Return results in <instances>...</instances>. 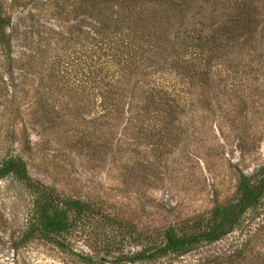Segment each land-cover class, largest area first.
I'll use <instances>...</instances> for the list:
<instances>
[{"label": "trees", "instance_id": "obj_1", "mask_svg": "<svg viewBox=\"0 0 264 264\" xmlns=\"http://www.w3.org/2000/svg\"><path fill=\"white\" fill-rule=\"evenodd\" d=\"M72 10L88 21L85 32H73L84 37L81 56L66 62L55 55L50 63L31 56L27 67L13 55L18 28L0 0V82L4 86L3 75L13 87L17 77L28 75L42 82L40 98L24 106L16 96L33 86L0 92L2 110L12 111L10 125L22 122L25 147L27 115L47 111L43 94H55L57 100L79 98L80 107L95 110L104 129L96 141L105 157L133 158L135 144L147 155L176 150L194 136L189 128L194 113L212 116L225 137L234 133L244 155L237 133L247 119L255 120L256 110L264 115V0H73ZM173 129L179 133L173 135ZM154 139L159 149L151 145ZM9 150L0 161V182L11 179L29 202L23 241L39 239L72 252L78 235L87 248L74 254L82 264H237L264 233V162L250 173L237 168L232 195L214 196L201 214L144 226L42 184ZM229 237L233 250L209 251Z\"/></svg>", "mask_w": 264, "mask_h": 264}, {"label": "rangeland", "instance_id": "obj_2", "mask_svg": "<svg viewBox=\"0 0 264 264\" xmlns=\"http://www.w3.org/2000/svg\"><path fill=\"white\" fill-rule=\"evenodd\" d=\"M3 2L18 28L19 41H15L13 55L22 57L27 67L31 66V56L42 63H50L55 55L66 58V62L81 56L84 37L73 32H85L87 19L81 11L73 14V0L57 3L18 0L11 9L12 0ZM190 14L187 13V18ZM34 78L17 77L13 87L3 75L0 92L2 88H6L4 95L17 89L26 92L33 86L28 94L16 96L18 104L24 106L32 97L40 98L42 82L33 83ZM43 96L41 101L48 98V110L27 115L25 134L29 148L20 142L22 122L10 125L7 118L12 111H3L0 106V161L8 147L9 152L14 151L25 161L29 174L42 184L53 186L71 199L88 200L97 208L142 222L144 226L179 222L201 214L212 206L214 196L224 200L232 195L237 168L250 173L264 162L261 110H256L255 120L247 119L237 133L245 147L244 155L236 148L234 133L225 137L215 130L212 116L194 113L193 123L189 124L194 136L176 150L172 147L147 155L146 151L142 152V145L135 144L133 158H109L102 154L96 141L104 129L95 110L80 107L79 98L57 100L55 94ZM173 130V135L179 133ZM12 131L14 135L8 138ZM157 142L154 139L151 145L159 149ZM22 192L11 179L0 182V264H82L74 254L87 252V248L78 235L73 236L72 252L61 251L39 239L23 241L30 207ZM253 217L249 212L248 218ZM234 246L229 237L208 249L229 252ZM248 248L237 264H264V233L261 239L250 242Z\"/></svg>", "mask_w": 264, "mask_h": 264}]
</instances>
